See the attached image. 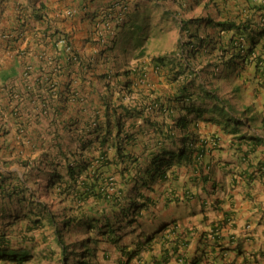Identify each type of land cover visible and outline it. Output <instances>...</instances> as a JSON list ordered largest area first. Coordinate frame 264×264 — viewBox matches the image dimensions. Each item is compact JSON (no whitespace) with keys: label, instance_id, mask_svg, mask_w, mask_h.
<instances>
[{"label":"trees","instance_id":"16d2710c","mask_svg":"<svg viewBox=\"0 0 264 264\" xmlns=\"http://www.w3.org/2000/svg\"><path fill=\"white\" fill-rule=\"evenodd\" d=\"M175 1L178 9L167 14L168 22L173 21L168 28V33L173 34L171 50L161 52L162 48L158 46L160 49L155 54H151L145 43L138 39L139 34H132L146 27L142 28L145 34L150 29H157V25L142 21L132 30L127 29L122 22L123 7L113 17L102 11L99 19L92 21L96 41L109 43L107 48L114 50L126 42L124 35L130 30L137 47L132 55L135 62L121 70L126 79L116 78L112 84V76H118L119 72L111 76L100 75L106 80L105 89L99 94V105L92 107L90 119L61 123L57 130L50 125L48 137L20 140L19 146L29 151L18 161L23 167L21 175L13 170L5 177L4 171L0 170V198L9 201L5 206L0 204V209L12 212L9 215L2 211L0 221L31 217L30 222L41 225L46 220L62 254L61 264H93L90 257L98 258V246L90 234L69 240V236L82 227L92 230L96 226L103 231L106 241H112L116 239L112 234L117 228L116 223L132 226L137 222L151 204V199L140 188L150 190L155 181L167 178L173 165L190 162L203 152L204 142L194 133L198 120L219 122L222 119L237 134L239 123L244 122L241 118L248 114L249 106L237 112L230 100L238 97L236 93L241 88L234 83L235 78L242 77L243 65L246 61L251 62L249 54L258 39L264 36V21L262 24L257 21L264 20V0H207L208 4L203 5L205 10L197 13H194L195 4L201 0ZM152 2L155 13L167 11L159 0ZM184 14L188 17H183ZM157 33L160 32L157 30ZM66 47L70 48L68 44ZM262 53L255 54V71ZM149 66L161 75L160 81L174 90L164 100L160 95L152 96V88L142 92L149 86L138 88L137 81L147 84L144 77ZM262 72L261 86L257 84L259 90L264 89ZM227 78L229 82H225ZM245 83L243 78L241 84ZM135 91L140 92L139 98L143 100L139 105L131 100ZM193 95L203 101H197ZM127 97L129 100L125 101ZM173 104L179 110L177 115H172ZM148 110L159 118L150 119ZM135 119L143 122L139 129L129 127ZM260 120L264 128V114ZM141 128L150 129V133L142 134L148 143H144V148L139 151L138 144L144 141L138 138ZM7 130L5 124L0 123V138L4 137V141ZM249 138H252L247 148L250 152L259 145V139ZM194 142H199L198 146ZM146 151L147 159L142 166L141 155ZM137 175L140 180L132 179L130 187V178H137ZM247 175L248 179L254 177ZM8 178L12 179L6 181ZM45 194L51 199L42 198ZM55 201L62 205L59 210L53 207ZM151 238L152 235H146V241ZM1 258L20 263L33 255L27 249L15 247L12 237L2 231Z\"/></svg>","mask_w":264,"mask_h":264},{"label":"crops","instance_id":"0c3cea01","mask_svg":"<svg viewBox=\"0 0 264 264\" xmlns=\"http://www.w3.org/2000/svg\"><path fill=\"white\" fill-rule=\"evenodd\" d=\"M152 3V0H0V123L9 129L5 141L0 138V170L5 177L13 170L21 175L23 167L18 161L29 151L19 146L20 140L48 137L50 125L57 130L58 124L90 119L91 109L99 105V94L105 89L102 75L119 72L118 76H112V84L116 78L126 79L121 70L132 66L124 55L127 40H132L130 30L124 35L126 42L113 50L107 48L109 43L96 41L92 21L99 19L102 11L113 17L121 4L126 7L122 22L132 30L138 22H149L156 15ZM142 28L146 27L132 35H144ZM261 43L259 39L257 49ZM145 73L147 84L137 81L139 89L149 86L143 93L152 88V96L160 95L163 100L174 93L160 81L161 75L152 66ZM139 93L135 91L131 97L138 105L143 101ZM148 112L150 119L159 118ZM178 113L175 106L172 115ZM140 123L141 119H135L129 127L139 129ZM218 123L197 121L194 133L198 140L206 142L203 152L190 162L173 165L167 178L155 181L150 190L140 188L151 204L138 218L137 227L131 228L132 238L123 245L106 243L97 264H119L125 259L126 250L134 254L123 264H151L153 260H160L158 264H192L194 259L196 264H264V132H252L260 138L259 145L245 158L244 143ZM141 130L138 138L144 141L138 144L139 151L147 142L142 134L150 133V129ZM213 140H217V148L213 147ZM147 155L148 151L141 155L142 166ZM228 161L233 163L229 165ZM237 163L243 169L251 170L253 165L259 168L255 178L237 181L225 171ZM132 179L140 180L138 175L132 176L130 187ZM184 192L192 195L184 198ZM8 202L0 198L1 205ZM2 211L12 214L5 208L0 209V214ZM160 224H166L165 228L149 241L143 240L145 232H137L141 227L152 232Z\"/></svg>","mask_w":264,"mask_h":264},{"label":"rangeland","instance_id":"374dc122","mask_svg":"<svg viewBox=\"0 0 264 264\" xmlns=\"http://www.w3.org/2000/svg\"><path fill=\"white\" fill-rule=\"evenodd\" d=\"M159 1L163 3L164 6L163 8L167 9V11L163 12L162 14L156 13V15H153L149 23L152 25H157V29H150L144 35H140L139 37L141 41L145 43L146 48H149L151 51H155V53L156 50L160 48H162L161 52H163V50L164 51L171 50L170 46L172 43L173 34L171 35L170 33L171 31L168 33L169 31L168 28L173 21H171L170 23L168 22L169 17L167 14L169 11L172 12L174 9H178V6L175 7V5H177L175 4L176 2L175 0L174 1L159 0ZM206 4H208L207 0H201L198 4H195L194 13L203 12L205 10L203 5ZM209 6L210 9H212L210 3ZM207 10H209V7ZM183 17H188V15L184 14ZM157 30L160 33H157ZM153 31L155 32V34L153 33ZM137 33H140V31H138ZM127 45L128 48L126 49L124 55L125 57H127L128 61H130L133 64L135 61L134 60L131 61V56L133 55L134 52H136L137 47L134 46V43L131 39L127 40L125 47ZM155 53L151 52V54H155ZM243 67L245 69V66ZM243 78L246 79L245 85L241 84ZM225 82H229V78H227ZM234 83L240 85L241 88L236 93L238 97L236 99H231L230 102L233 104L234 109L237 112H239L244 106H249L250 109L247 112L249 114V112L252 111L251 115L249 116H254V118L253 117L251 118L250 122L252 126L257 127L259 123L258 122L259 116L264 113V93H262L261 90L257 89L253 85V83L250 81V75H247L246 71L242 72V77L237 76L234 80ZM246 120H248L247 115L241 118V121H244V124L247 122ZM244 127L245 125L240 124V128L242 130L244 129ZM244 148H247V145L244 146ZM229 162L233 163V161H229ZM43 177H45V175H43L42 178ZM42 198L44 199L47 198L48 200L51 199V197L48 196L47 194H45L44 197ZM54 203H55L53 205L54 209L59 210L62 207L60 203L58 204L56 201ZM30 218L31 217L22 218L19 216L18 218H13V219L7 218L5 220H1L0 232L2 231L7 232V234L12 237V244L17 248L27 249L33 255V258L25 259L21 261V263L10 261L9 259L1 258L0 264H60V258L62 254L60 252V249L54 243L51 227L49 226L46 220H43V223L41 225L38 224L34 225L32 222L29 221ZM122 224H124V222L120 223V225ZM115 226L118 225L115 224ZM99 230L100 228H96V226H93L92 230H87L84 227H82V229H79L77 233L69 236V240L75 241L81 237H85L88 234H90L91 236H93L94 241L97 243V246L98 245L104 246L107 242H105L106 240H105V236L103 235V231H99ZM125 230H130V228H126ZM137 232L148 233L150 232V229L141 227L139 230H137ZM135 234L136 233H134V235ZM132 236L133 233L130 232L129 234L125 235L123 241L130 240ZM100 251L101 250L99 249V252H97L98 258H96V256L90 257L93 264H95L96 261H98V259L101 260L102 256Z\"/></svg>","mask_w":264,"mask_h":264},{"label":"clouds","instance_id":"9594fccd","mask_svg":"<svg viewBox=\"0 0 264 264\" xmlns=\"http://www.w3.org/2000/svg\"><path fill=\"white\" fill-rule=\"evenodd\" d=\"M120 7V9L123 7L124 9H125V5H119ZM257 21H259V24H262L263 23V21L264 20H257ZM259 39L260 40H262V43L260 44V47L257 49V45L259 44ZM258 39V41H257V43H256V45H255V47H254V50L249 54V58H250V60H251V62H245V64L243 65V66H245V71L247 72V75H250V81L251 82H253V85L258 89L259 87H258V85L259 86H261L260 84H261V81H262V79H261V77H260V72H261V70H263V72H262V74H264V53H262V48H263V46H264V36H262V37H260ZM257 53H262V55H261V58H262V60L261 61H259V67L257 68V70L255 71L254 70V61H255V54H257ZM250 67H252V69L250 68ZM247 68V69H246ZM263 82H264V80H263ZM258 84V85H257ZM262 88H264V87H262ZM261 91H262V93H264V89H261ZM193 98H195V99H197V97H195V95H193L192 96ZM172 112H173V110H172ZM251 113H252V111H250L249 112V114H247V117H249V115H251ZM264 114V113H263ZM262 115V114H261ZM261 115L259 116V119H258V126L257 127H255V126H252V124H251V122H250V120L248 119V120H246L247 122L244 124V122H243V125H245V127H244V129L242 130L241 128H240V124H242V123H239V126H238V128H237V130H239V133H233V131L231 130L232 129V127L231 126H229V125H226L224 122H223V120L221 119V118H219V119H221V121H219L220 122V127L221 128H223L224 130H226L227 132H229V133H232L233 135H235L234 136V138L237 140V141H242L243 143H244V146H246L247 145V148L249 147V145H248V143L251 141V139L252 138H249V136H251V137H257L258 138V136L256 135V136H253L252 135V132H260V133H263L264 132V128H262V125H261ZM192 116V115H191ZM251 117H253L254 118V116H251ZM216 122V121H215ZM216 123H218V122H216ZM197 124V123H196ZM219 124V123H218ZM251 129H250V128ZM258 129V130H257ZM246 130H250V133H248V135H244L245 133H246ZM239 135H241V136H243V137H239L238 138V136ZM259 140L258 141H260V138H258ZM204 142V144L206 143L205 141H203ZM198 142H194L193 144L194 145H196ZM212 143H214L213 145V147H215V148H217L218 146H217V140L215 141V140H213V142ZM258 146V145H257ZM256 146V147H257ZM246 148V151H245V153H244V157L245 158H247V155H252V153L251 152H253V151H250L249 152V150ZM248 156V158L250 159V157ZM229 165L231 164V162H227ZM255 165H253V169H251V170H248V169H243V166L240 164V163H237V166H229V168H225V170H228V172H229V174L231 175V176H234V178H235V180H237V181H245V182H248V181H252L254 178H255V175H256V172H258V170L257 169H259V168H255ZM245 172V173H244ZM247 174H250V175H253L254 177L252 178V179H248V175ZM110 179H112V176H110ZM138 180V179H137ZM192 195V193L190 192H184L183 194H182V196L184 197V198H187V197H189V196H191ZM116 225H118V226H115V231L112 233V234H114V236H115V238L116 239H112V241H105V242H112V243H117V244H121V245H123V244H128V240L127 241H123V238L125 237V235H127V234H129L130 232H132V230H131V227L132 228H136L137 227V224H133L132 226H130V225H126V223H124V224H122V225H120V223H116ZM165 226H166V224H160L154 231H152V232H148V233H144L143 234V236H144V238H143V240L144 241H146V235H152V237H153V235L155 234V233H157V232H159L158 230L159 229H163V228H165ZM119 227V228H118ZM162 227V228H161ZM217 227V226H216ZM126 228H130V230H125ZM157 231V232H156ZM149 241V240H148ZM102 248H103V246H99L98 245V252H99V249L100 250H102ZM133 254H134V252L133 251H125V254H124V257H125V259H122L120 262H119V264H123L124 262H125V260H127L128 261V259L130 260V258L131 257H133ZM102 258V257H101ZM100 259H98V261H99ZM98 261H96V264L98 263ZM160 260H153L152 261V263L151 264H158V262H159ZM196 262H197V260L196 259H194V261L192 262V264H196ZM21 263V262H20ZM61 264V263H60Z\"/></svg>","mask_w":264,"mask_h":264}]
</instances>
